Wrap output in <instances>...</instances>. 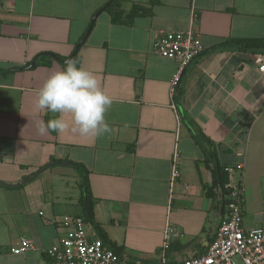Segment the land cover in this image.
Listing matches in <instances>:
<instances>
[{"label": "crops", "instance_id": "crops-1", "mask_svg": "<svg viewBox=\"0 0 264 264\" xmlns=\"http://www.w3.org/2000/svg\"><path fill=\"white\" fill-rule=\"evenodd\" d=\"M109 1L0 0V181L15 185L59 163L22 186L0 184V264H44L45 250L72 231L64 219L83 208L75 166V185L65 181L70 161L88 170L106 246L122 247L130 262L179 264L206 252L220 223V202L207 196L215 164L233 169L226 183L232 176L243 188V226L264 229V73L253 61L257 52L224 45L264 39V0H119L125 13L134 5L152 13L117 24L101 11L92 23ZM91 23L79 66L112 98L105 116L111 130L40 136L37 122L53 114L35 107L38 91L64 68L46 63L48 54L69 57ZM190 29L205 51L172 94L178 63L156 55L153 43L161 32ZM176 148L180 175L171 186ZM23 236L35 249L14 254Z\"/></svg>", "mask_w": 264, "mask_h": 264}, {"label": "built area", "instance_id": "built-area-1", "mask_svg": "<svg viewBox=\"0 0 264 264\" xmlns=\"http://www.w3.org/2000/svg\"><path fill=\"white\" fill-rule=\"evenodd\" d=\"M204 51L205 46L200 35L192 29L185 32H161L154 41L153 52L156 55L178 63V71L171 81L172 94L176 93L184 71ZM253 61L264 73V53H255ZM178 160L179 151L176 148L173 155L171 186L180 175ZM242 167V164H239L236 168ZM227 171L231 175L233 169L228 168ZM226 187L228 203L215 238L204 254L186 258L179 264H264V229L262 227L246 229L243 226V188L241 184L234 182L232 176ZM64 220L72 226V231L45 250L47 259L44 264H144L126 260L115 250L105 246L101 238L91 236L87 231L88 224L81 216L67 217ZM167 246L168 242L164 247ZM33 249L34 241L23 236L19 238L12 252L22 254Z\"/></svg>", "mask_w": 264, "mask_h": 264}, {"label": "clouds", "instance_id": "clouds-1", "mask_svg": "<svg viewBox=\"0 0 264 264\" xmlns=\"http://www.w3.org/2000/svg\"><path fill=\"white\" fill-rule=\"evenodd\" d=\"M112 102L93 72L68 60L38 91L35 107L53 118L38 121L36 131L40 136L69 130L82 137L102 136L111 130L105 116Z\"/></svg>", "mask_w": 264, "mask_h": 264}, {"label": "trees", "instance_id": "trees-1", "mask_svg": "<svg viewBox=\"0 0 264 264\" xmlns=\"http://www.w3.org/2000/svg\"><path fill=\"white\" fill-rule=\"evenodd\" d=\"M159 0H151L152 4L156 3ZM101 11H107L110 16L111 20L113 23L117 24H130L134 17H136L139 14H144V13H152L151 9H147L145 7L139 6V5H134L131 9L130 12L125 13L121 9V3L119 0H110L108 3H106L101 9H99L96 14L93 17L92 23L94 22L96 16L98 13ZM92 23L89 26L88 30L84 33L83 37L81 40L75 45L74 50L72 54L69 57H62L58 54H48L52 58L47 60L50 63L52 59L58 60L63 64V67H65V61L68 59L75 61L78 66H79V61H80V56H79V50L81 45L85 42L87 39L91 28H92ZM226 44H234L236 45L240 50L243 51H248V52H264V39H257V38H247V39H228L224 45ZM43 55H38L35 60H34V66L39 64L40 58ZM43 63V64H46ZM215 157V154L213 153V159ZM73 166L79 170L82 181L80 182V189H81V196H80V204L83 208V213L81 217L83 220L87 223L92 225L96 230H98L99 233V238L103 240L104 245L106 246L107 243L109 242V239L107 235L100 229V225L97 223L95 219V198L92 195L91 189H90V184H89V179H88V170L84 165L81 163L75 162V161H70ZM226 169L222 168L221 165H213V175H214V181L213 185L210 186L207 189V196L213 201H216L218 196H219V190L221 191V202L216 203V208H219L221 204L224 205V211L226 208V204L228 203L227 199V194H228V188L226 187V178H225V173ZM221 184V186H220ZM110 248L115 250L117 253H120L122 250V247L117 246L115 243H110Z\"/></svg>", "mask_w": 264, "mask_h": 264}, {"label": "water", "instance_id": "water-1", "mask_svg": "<svg viewBox=\"0 0 264 264\" xmlns=\"http://www.w3.org/2000/svg\"><path fill=\"white\" fill-rule=\"evenodd\" d=\"M68 60H70V59H68ZM68 60H67V61H68ZM65 62H66V61H65ZM55 164H59V163H57V162H56V163H51L50 165H55ZM50 165H47L46 167L40 169V170L37 171L36 173L30 175L29 177H27L26 179H24L23 181H21L20 183L15 184V185H10V184L4 183V182H2V181H0V184H1V185H4V186H13V187H19V186H22V185H24V184H26V183H28V182L34 180L35 178H37V177H38V176H39L44 170H46V168H48ZM220 186H221V184H220ZM217 201H218V202H221V191H220V190H219V196H218ZM223 212H224V205L221 204V205H220V213H219V217H218L219 222H220V220H221V218H222V216H223Z\"/></svg>", "mask_w": 264, "mask_h": 264}, {"label": "rangeland", "instance_id": "rangeland-1", "mask_svg": "<svg viewBox=\"0 0 264 264\" xmlns=\"http://www.w3.org/2000/svg\"><path fill=\"white\" fill-rule=\"evenodd\" d=\"M59 167H62L64 169H68L65 166H59ZM71 169H73V170H69V171H73V172H71L70 176L68 175L69 177L65 178V181H68V183H70L72 186H74L75 185L74 174L76 173L77 170H76V168L74 166H71ZM65 181L63 183H65ZM73 189H74V187H73ZM78 205H79L78 203H74L73 206H74L75 209H78V212H80V209L78 208L80 206H78ZM87 229L90 231V227L89 226L87 227Z\"/></svg>", "mask_w": 264, "mask_h": 264}]
</instances>
